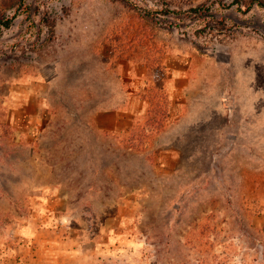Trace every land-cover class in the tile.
I'll list each match as a JSON object with an SVG mask.
<instances>
[{
    "label": "rangeland",
    "instance_id": "rangeland-1",
    "mask_svg": "<svg viewBox=\"0 0 264 264\" xmlns=\"http://www.w3.org/2000/svg\"><path fill=\"white\" fill-rule=\"evenodd\" d=\"M234 1L0 0V264H264V8Z\"/></svg>",
    "mask_w": 264,
    "mask_h": 264
},
{
    "label": "trees",
    "instance_id": "trees-1",
    "mask_svg": "<svg viewBox=\"0 0 264 264\" xmlns=\"http://www.w3.org/2000/svg\"><path fill=\"white\" fill-rule=\"evenodd\" d=\"M22 2H23V0H20V3H22ZM234 2L236 4H240V5L243 4L244 5V3H242L240 0H235ZM244 6L246 7L245 11H248L253 6H259L261 8H264V0H246ZM208 9H209L208 7H205V9H204L202 6H197V7H190L189 11L192 12L191 16H194L195 18H199V19L205 20L206 18H209V17L213 16L212 13H209ZM167 12H173V10L167 9ZM166 14H168V13H166ZM12 18L13 17L1 19L0 25L3 28L9 27L10 23L12 21ZM51 26L52 25L50 24V27ZM203 32H204L203 29H198V31H197V33H199V34H202ZM263 232H264V229H257V233L256 234L263 233ZM255 239H256V237L254 238V240Z\"/></svg>",
    "mask_w": 264,
    "mask_h": 264
}]
</instances>
